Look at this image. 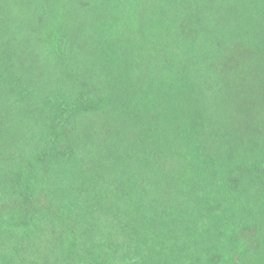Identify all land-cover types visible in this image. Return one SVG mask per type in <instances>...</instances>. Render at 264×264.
<instances>
[{
	"label": "trees",
	"instance_id": "1",
	"mask_svg": "<svg viewBox=\"0 0 264 264\" xmlns=\"http://www.w3.org/2000/svg\"><path fill=\"white\" fill-rule=\"evenodd\" d=\"M87 2L108 23L90 29L85 17L66 30L60 6L53 22L39 10L56 67L30 31L23 40L20 26H0L28 41L0 63V105L13 118L0 150L23 147L12 165L0 158V264H264L258 0L229 1L226 20L220 0L183 11L179 0L199 39L179 43L178 65L143 76L126 54L146 39L135 28L142 0ZM17 56L30 62L19 68ZM222 75L231 87L216 88Z\"/></svg>",
	"mask_w": 264,
	"mask_h": 264
},
{
	"label": "rangeland",
	"instance_id": "2",
	"mask_svg": "<svg viewBox=\"0 0 264 264\" xmlns=\"http://www.w3.org/2000/svg\"><path fill=\"white\" fill-rule=\"evenodd\" d=\"M40 1L41 0H0V26H4V25L8 26L11 24L13 26H20L24 31L22 34L23 40H26L25 30L30 31L31 34L33 35L32 38L36 40L38 44L41 43L40 47H42V49L46 52L47 56H49V58L51 59V63L54 67L59 65V63L54 57V51H52L53 47L49 45L50 39L47 33L46 26L44 22L40 20V13H39L40 8H42L44 5H47L48 10L52 12L54 6L56 5L60 6L61 11L64 12V14H66L61 18L60 23L63 22V24L67 26L66 30H68L69 27H71L72 25L76 26L78 21L84 19L85 17H86L85 20L88 23L87 27L90 29L99 27L103 23H108L106 20L93 19V17H90L89 12L86 10V8H89L86 6L88 4L87 0H62L60 2L58 1L55 2V0H43L42 3ZM180 1L182 4L181 10L183 11V8L188 7L189 3L188 0L187 3L185 0H180ZM229 1L231 0H220L222 6L225 7L223 14H225V12L227 11ZM185 3L186 5H184ZM258 3L261 9L264 10V0H258ZM212 7H213V10H211L212 16L211 15L210 16L213 17L214 20H216L220 14V11H218L219 10L218 7L216 8L214 6ZM136 12H138V16L135 15V19H136L135 28L137 29L146 28L145 30L146 39L145 38L141 39V42L146 41V43L142 42V44H140V42L138 41V44L134 45L133 46L134 48L127 51L126 54L129 57L130 55H133L135 57V66L139 64L144 65L142 68L139 69L140 71L143 72L142 76L144 75L143 69L147 70L148 72H151L154 69L158 72L159 70L162 69L163 66H165L166 63L170 62L178 65L179 54L185 51V47L183 46L179 47V43H181V41L183 42L186 41L187 43L194 44L199 39L196 33L192 34L191 32L192 34L191 35L189 31L186 30L188 24L184 19L183 14L179 15V0H142L141 6L136 8ZM226 15L227 14L224 15L225 20L229 17ZM55 18L56 16L52 12L51 22H53ZM149 20H152V23H150ZM96 21L97 23H95ZM61 28L63 29L62 26ZM184 30H186L185 33ZM18 31L20 33V30ZM118 32L120 34L125 33L123 25L120 27ZM168 39H169L170 47L164 49V46L168 45L165 44ZM91 41H92L91 45L93 44L95 46V44H98V42L93 38ZM26 42L28 43V41H25V43L17 42L15 37H10V35L8 37L0 36V63H2L3 60L4 61L8 60L7 58L8 53H4L3 51L10 48L14 50V48L20 47L23 52L24 46H26ZM111 42H118V39L114 37V40H111ZM37 43L35 41L33 42L35 47H37ZM50 50L52 51V53ZM184 54H182V56ZM16 59L19 64L18 65L19 68L24 63V61L30 62L29 60L26 59V57L23 58L17 56ZM40 61L42 63V57L40 58ZM207 61L211 63V65L214 64L213 58H209ZM202 63L205 62H199L197 63V65H201ZM152 65H154V68L153 69L149 68ZM140 66H138L137 68H139ZM154 70L152 71L153 73ZM212 75L215 76L216 72H213ZM5 77L6 79H12L13 74H11V76L9 75ZM207 79L210 80L209 77H207ZM231 80H233V78L226 75H222L221 77H218V84H216V88H225L227 84H229V87H231L233 85ZM33 89L39 91V89L36 88V85L32 87L31 91H33ZM36 94H38V92ZM15 99L16 98L10 99L8 101L14 102ZM15 102L17 103V101ZM0 107H3L0 111V138L4 139V133H6L7 136L8 134L6 131L1 129L9 127L8 124L10 120L13 119L10 113V108L12 109V106L9 105V103L3 106L2 103V106L0 105ZM29 132L31 131L29 130ZM22 149H23L22 146L15 145V150L13 147L9 148L8 150H0V158L2 159V161H4L3 162L4 164L6 163L7 165H12V158L16 156L19 152H21ZM11 169L13 168H6L7 171ZM1 184L4 183L2 182ZM12 202L15 203V201Z\"/></svg>",
	"mask_w": 264,
	"mask_h": 264
}]
</instances>
